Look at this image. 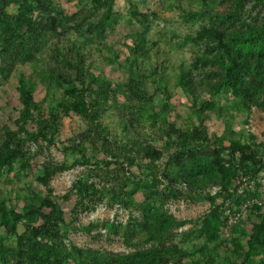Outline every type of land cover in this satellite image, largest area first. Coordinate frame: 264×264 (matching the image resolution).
I'll return each instance as SVG.
<instances>
[{
	"label": "trees",
	"instance_id": "1",
	"mask_svg": "<svg viewBox=\"0 0 264 264\" xmlns=\"http://www.w3.org/2000/svg\"><path fill=\"white\" fill-rule=\"evenodd\" d=\"M246 1L229 0L228 12L214 13L213 22L187 37L186 40L196 47V53L191 69L180 67L178 83L194 103L200 100L203 89L212 95L225 90L238 99L241 107L252 106L264 111V22H258L257 18L251 25L238 21L237 13L242 11ZM249 1L264 6V0ZM87 2L89 8L66 17L63 14L53 15L49 0H0V57L15 58V61L19 60L18 64L35 60L34 53L42 50V46L38 45L44 43L45 35L56 34L58 29L74 32L81 37L85 46L102 41L106 31L113 26V22L116 23V20H110L111 17L116 19L119 16L113 10L114 0ZM11 5L17 6L14 14L7 13ZM135 11L137 14L134 12L132 18L140 25V32L130 52L132 64L124 84L98 81L86 65L82 50L57 45L50 56L55 66L50 65L37 76L42 81L54 82L63 91V97L44 114L35 100L36 86L31 77L18 74L15 91L19 109L13 107L6 117L17 129L13 130L8 125L2 127L4 137L0 145V169L9 168L15 162L22 169L28 168V158L22 151L23 140L41 138L47 143H54L61 132V119L75 115L84 122L86 131L70 140L64 150L78 154L77 163L86 167L88 176L97 173L102 167L109 171L112 165H119L120 170L113 169L116 172L117 189L110 193L109 200L120 204L123 210L130 213H140L134 225L144 232L146 247H135L133 252L127 254H113L66 245L64 237L68 224L63 218L64 212L55 201L56 198L47 193L35 195L37 202L24 206L21 211L8 209L6 203L0 201V228L13 237L15 243L13 249L0 248V264H182L181 259L190 255L172 246L173 231L184 223L154 206L151 182L143 181V200H136L137 187L142 183L136 181L140 178L136 176L130 182L133 173L126 169L127 165L137 168L136 155L143 148L142 158L148 163L139 166V169L152 171L155 159L161 154L154 147L140 146L134 138L127 137L125 143L116 139L115 134L101 121L103 114L115 107L129 114L127 121L131 128L140 125L144 114L152 122H160L159 129L167 146L173 150L168 159L180 168L174 177H170L169 173L164 176L168 183L163 194L158 196L162 203L169 200H206L214 203L216 198L221 199V203L214 207L219 221L217 217H214V222L205 220L197 231L199 236L206 237L207 242L216 241L218 231L225 228L221 207L226 200L233 202L238 211V206L257 198L261 205L247 207L244 213L257 215L261 212L264 206V193L260 192L261 180L264 178L260 174L264 167L263 159L254 152L248 154L249 149L240 146H230L228 159L208 150L206 144L209 141L203 122L208 117L206 114L212 110L211 103L205 101L197 110L200 127L191 130L168 123L166 115L171 97L167 93L164 92L166 103L158 111L153 107L152 96L157 90L150 93L143 83L144 75L134 74L136 67L133 65H137L139 60L145 62L147 54V17L138 13L136 8ZM195 16L197 14L192 18ZM12 67L15 68L16 64L0 67L3 80H8ZM121 96L123 103L119 101ZM134 109H137L136 116L132 114ZM236 150L240 157L235 158ZM100 154H103L102 159L99 158ZM41 166L43 183L68 169L66 165L52 160H45ZM108 171L104 172V177L111 178ZM240 176L248 177L254 183L253 189L245 191L244 196L237 194ZM88 180L87 176L81 177L73 185L75 202L71 209L72 215H77V208L82 212L89 211L103 200L102 193L96 191L93 183L88 184ZM130 184L133 186L131 190ZM208 187L217 188V192L213 195L206 192ZM19 227L22 228L21 233L18 232ZM247 244L249 252L260 249L264 253L263 217L251 229ZM206 264L212 262L207 259Z\"/></svg>",
	"mask_w": 264,
	"mask_h": 264
},
{
	"label": "rangeland",
	"instance_id": "2",
	"mask_svg": "<svg viewBox=\"0 0 264 264\" xmlns=\"http://www.w3.org/2000/svg\"><path fill=\"white\" fill-rule=\"evenodd\" d=\"M49 4L53 15L63 14L66 17L78 14L79 10L90 6L87 0H49ZM228 4L229 0H114L113 10L119 16L116 19L111 17L110 20H116V23L113 22V26L106 31L104 39L98 43L85 46L81 37L74 32L58 29V34L45 35L44 43L38 45L42 46V50L34 53L36 58L33 59L34 61L18 64L19 60L15 61V58L1 56L0 67L10 64L12 66L16 64V67H12L7 81L0 76V145L4 137L2 129L4 125H8L13 130L17 129L6 117L12 112L13 107L19 109L15 91L19 73L31 77L34 82L36 86L34 96L40 105L41 113L46 114L51 107L62 100L63 91L60 87L54 82L42 81L37 76L50 65L55 66L50 56L57 45L66 49L77 47L82 50L85 53L86 65L97 76L98 81L125 83L129 66L132 64L130 52L138 39L136 35L140 32V25L132 18L136 8L138 13L147 17L145 45L147 54L145 62L139 60L138 66L133 65L136 67L134 74L144 75L143 83L150 93L157 90L152 96L153 107L158 111L166 103L164 92L167 93L171 97L166 115L168 123L174 124L177 128L191 130L200 127V120L196 116L197 110L205 101L211 103L212 110L206 114L208 117L203 122L206 138L209 141L206 144L208 150L212 153L216 152L221 158L228 159L230 146L245 147L249 149L248 154L254 152L256 156L262 157L264 163L263 110L252 106L241 107L238 99L230 91L225 90L212 95L203 89L200 100L194 103L178 83L180 67L191 69L196 53V47L186 40L187 37L195 35L200 27L213 22L214 13L228 12ZM16 10L17 6L11 5L7 13L14 14ZM194 14L197 16L192 18ZM237 16L238 21L247 25L253 24L254 18H257L258 22H264V6L248 0ZM137 18L140 19L138 15ZM119 101L123 103L122 96L119 97ZM136 113L137 109L132 110L134 116ZM129 117L128 113L115 107L114 110L105 112L101 121L115 134L118 141L125 143L127 137L134 138L139 141L140 146L154 147L161 154L155 159V168H152V171L140 170L139 166L148 163L142 158L143 148H140V154L136 155L137 168L127 165L126 169L133 173L130 182L135 179L134 176L140 177L136 180L142 183L137 187L135 194L137 201L143 200L141 195L145 188L143 181L147 180L153 185L154 206L160 212L167 213L176 221L184 223L173 231L171 243L172 246L190 253L181 259L182 264H206L207 259L212 264H264L263 251L252 249L249 252L247 244L251 229L262 217L264 218V206L257 215L243 213L240 223L228 231L227 237L219 230L216 241L207 242L206 237L199 236L197 231L201 229L205 220L214 222V217L218 219L214 207L221 203V199L216 198L214 203L206 200L199 202L169 200L162 203L161 197L158 196L163 194L168 183L164 176L169 173L170 177H174L180 168L168 159L173 150L167 146L166 139L159 129L160 122L154 123L147 114H144L140 125L131 128L127 121ZM85 131L84 122L75 115H70L61 119V132L54 143H47L41 138L23 140L22 151L28 158L29 167L22 169L20 164L15 162L9 168L0 169V201L5 202L8 209L21 211L24 206L37 202L35 195L52 194L63 210V218L68 224L64 237L66 245L113 254H127L133 252L135 247L136 249L146 247L144 232L134 225L140 213L138 211L130 213L123 210L120 204L109 200L110 193L117 189L115 188L116 172L113 169L120 170L119 165H112L109 171L100 166L102 167L100 171L88 176L86 167L77 163L78 154L64 150L70 140L78 138ZM234 154L235 158L240 157L238 150ZM99 158L102 159L103 154H100ZM45 160L64 164L68 169L55 174L47 183H43L40 171L41 164ZM107 171L111 178L104 177V172ZM260 174L264 177V167ZM86 176L89 179L88 184L93 183L96 191L102 193L103 200L89 211L82 212L77 208V215H72L71 209L75 202L73 185L77 179ZM132 188L130 184L129 190ZM205 191L213 195L217 192V188L208 187ZM260 191L264 193V178L261 180ZM18 232H22L21 227ZM60 233L63 234L64 231L61 230ZM167 244L169 245V242ZM2 247L13 249L15 243L14 238L9 237L0 228V248ZM248 252L249 256H247Z\"/></svg>",
	"mask_w": 264,
	"mask_h": 264
},
{
	"label": "built area",
	"instance_id": "3",
	"mask_svg": "<svg viewBox=\"0 0 264 264\" xmlns=\"http://www.w3.org/2000/svg\"><path fill=\"white\" fill-rule=\"evenodd\" d=\"M239 186L237 188L238 196H244L245 191H250L254 187V183L249 181L248 177L240 176L238 178ZM262 192V191H260ZM264 198V197H263ZM261 205V201L257 198L252 199L251 201H246L240 206H238V211L234 207L233 202L230 200H226L224 205L221 207V213L223 215V220L225 222V228L223 229V233L225 236H228V231L231 230L235 225L239 223L242 219L243 213L245 212L247 207H251L252 205Z\"/></svg>",
	"mask_w": 264,
	"mask_h": 264
}]
</instances>
